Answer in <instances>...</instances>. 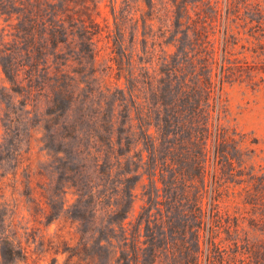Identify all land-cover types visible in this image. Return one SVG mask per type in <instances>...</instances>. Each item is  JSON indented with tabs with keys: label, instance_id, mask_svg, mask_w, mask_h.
Returning a JSON list of instances; mask_svg holds the SVG:
<instances>
[{
	"label": "trees",
	"instance_id": "1",
	"mask_svg": "<svg viewBox=\"0 0 264 264\" xmlns=\"http://www.w3.org/2000/svg\"><path fill=\"white\" fill-rule=\"evenodd\" d=\"M119 1L102 26L90 9L98 0H0L11 91L46 101L55 119L43 128L51 177L34 187L26 172L23 205L44 213L47 229L70 224L43 237L19 226L6 198L17 168L0 165V264L39 253L50 264H264V171L247 166L246 137L223 123L224 87L242 75L231 66L227 19L219 30L220 0ZM104 32L110 86L95 71ZM89 106L102 117L89 120Z\"/></svg>",
	"mask_w": 264,
	"mask_h": 264
},
{
	"label": "rangeland",
	"instance_id": "2",
	"mask_svg": "<svg viewBox=\"0 0 264 264\" xmlns=\"http://www.w3.org/2000/svg\"><path fill=\"white\" fill-rule=\"evenodd\" d=\"M99 9L97 10L90 4L92 15L103 26L104 18L109 16L111 24L112 9L110 0H98ZM221 2V20L219 21V30L224 31V19H227L231 37L228 48L229 58L234 68L239 66L242 77L236 81L227 83L223 90V99L226 105V117L223 123L231 130H236L246 137V147L253 150L247 161L248 167L255 166L257 170L264 171V0H220ZM121 0L119 1V5ZM117 6V11L119 10ZM155 30H158V23L154 22ZM132 28V24H131ZM8 25L0 20V44L4 32L8 34ZM107 33H103L97 41L98 63L95 71L98 75V82L110 86L115 82L116 73L107 67ZM9 38L6 37V42ZM3 44V43H2ZM168 52L174 51L173 47L167 49ZM219 55L223 47L221 41L218 43ZM108 51H110L108 49ZM96 85L95 88H97ZM33 100V102H32ZM25 103L26 108L20 103ZM90 106L85 111L89 120H96L102 117V112L95 115ZM49 108L46 101L35 98H25L15 95L11 91V85L0 66V159H3L5 171L14 172L17 168V179L6 181V198L10 199L15 207L16 222L23 228L36 232L39 237L44 234L54 235L58 226L67 232L70 226L64 220L59 224H53L49 229L46 226L44 213H40L38 218L30 216L24 207L25 174L31 171V183L34 187L44 179H50L55 159L53 154L44 150V139L47 133L44 131V125L53 118L46 117ZM98 116V117H97ZM17 119V120H14ZM67 120V119H65ZM14 125L19 126L18 131H12L7 136L6 127ZM21 144V150L14 155L13 150ZM42 172V175H41ZM147 180L140 181L136 188V200L131 213V219L137 216L143 205L142 191L147 184ZM7 186V185H6ZM240 189V186L234 187L229 183V187ZM35 196L41 198L40 192L36 190ZM66 200V206L70 207L75 203V197L69 193ZM34 249V246L32 247ZM33 256L35 260L30 264H50L51 255L38 254ZM39 258L42 260L39 261ZM65 256H59L57 264H64ZM23 264V263H22Z\"/></svg>",
	"mask_w": 264,
	"mask_h": 264
}]
</instances>
